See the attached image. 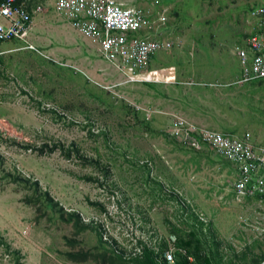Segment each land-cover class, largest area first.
<instances>
[{"label":"rangeland","instance_id":"374dc122","mask_svg":"<svg viewBox=\"0 0 264 264\" xmlns=\"http://www.w3.org/2000/svg\"><path fill=\"white\" fill-rule=\"evenodd\" d=\"M24 1L54 9V0ZM127 1L152 15V31L139 36L171 42L150 64L173 67L178 84L124 85L95 47L83 57L0 45V264H131L102 229L123 219L126 234L137 217L188 239L197 264H261L260 202L237 200L232 165L182 147L166 127L179 115L264 147V81L208 87L237 78L235 50L264 0ZM166 185L204 214L207 233L172 221Z\"/></svg>","mask_w":264,"mask_h":264},{"label":"built area","instance_id":"2783aa9c","mask_svg":"<svg viewBox=\"0 0 264 264\" xmlns=\"http://www.w3.org/2000/svg\"><path fill=\"white\" fill-rule=\"evenodd\" d=\"M153 5H159L157 0ZM54 11L67 21L72 29L98 47L100 57L120 75L124 85L178 84L173 67H152V59L167 52L172 44L161 34L149 38L153 28L149 11L118 0H55ZM42 12L41 7L29 11L23 0H0V45L18 42L21 49L41 54L30 43L33 17ZM251 17L256 21L255 31L235 50L239 73L229 84L213 83L208 87L218 89L233 85H247L264 81V6L255 9ZM159 22H165L162 15ZM166 133L170 139L194 152L209 150L224 158L234 168L233 194L239 201L256 199L262 205L264 222V147L255 145L246 133L240 137L222 133L188 121L179 115H170ZM166 203L171 208L172 221L193 224L197 234L208 232V220L197 210L179 189L163 187ZM88 225L96 223L94 217L82 216ZM135 225L115 219V227H103V238L120 260L133 262L151 253L155 264H176V257L187 264H195L185 248L179 246L173 232H160L153 225H145L134 218ZM130 222V221H129ZM264 264V261L261 263Z\"/></svg>","mask_w":264,"mask_h":264},{"label":"crops","instance_id":"0c3cea01","mask_svg":"<svg viewBox=\"0 0 264 264\" xmlns=\"http://www.w3.org/2000/svg\"><path fill=\"white\" fill-rule=\"evenodd\" d=\"M118 1L128 2L127 0ZM29 41L42 53L53 55L73 52L76 55L85 57L91 53L94 47L98 51L97 46L91 44L72 29L67 21L58 17L54 9L53 11H43L42 9L41 13L34 15ZM232 169L234 171L233 167Z\"/></svg>","mask_w":264,"mask_h":264},{"label":"trees","instance_id":"16d2710c","mask_svg":"<svg viewBox=\"0 0 264 264\" xmlns=\"http://www.w3.org/2000/svg\"><path fill=\"white\" fill-rule=\"evenodd\" d=\"M171 232H173V231H171ZM194 233L193 232L189 233V236H192L193 238L196 237ZM178 243H179V246L182 248H185L187 250V252L192 257L195 256V257H193V259H194L195 263L197 264L196 259H199V257L196 253H194V255H193V253L190 252V247H192L191 242L188 239L180 240V238H179ZM196 243H198V242L196 241ZM193 249H194V252H198L197 246H194ZM179 258H180L179 260L178 259L176 260V264H187V262L183 258H181V257H179ZM122 262H124V261H122ZM210 262L211 261L206 259V258L203 259L204 264H210ZM131 264H155V262L153 261V256L151 253H145L144 258H142L141 260L133 261V262H131ZM255 264H257V263H255Z\"/></svg>","mask_w":264,"mask_h":264}]
</instances>
